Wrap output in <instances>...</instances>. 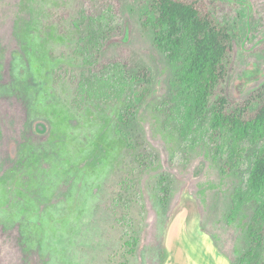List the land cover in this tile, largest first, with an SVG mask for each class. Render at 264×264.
<instances>
[{"label": "rangeland", "instance_id": "1", "mask_svg": "<svg viewBox=\"0 0 264 264\" xmlns=\"http://www.w3.org/2000/svg\"><path fill=\"white\" fill-rule=\"evenodd\" d=\"M90 1L0 0V264H165L176 224L206 264H233L256 206L232 224L227 215L259 144L247 145L242 169L224 173L207 145L181 142L162 110L176 68L137 0L111 1L116 35L128 22L129 36L98 56L102 64L130 48L154 74L153 93L117 132L125 100L77 92L88 65L75 21L105 0ZM220 18L240 28L226 94L246 103L264 86V0H229Z\"/></svg>", "mask_w": 264, "mask_h": 264}, {"label": "trees", "instance_id": "2", "mask_svg": "<svg viewBox=\"0 0 264 264\" xmlns=\"http://www.w3.org/2000/svg\"><path fill=\"white\" fill-rule=\"evenodd\" d=\"M111 1L117 0L103 1L98 13L82 9L75 21L78 29H85L79 52L88 65L76 82L77 92L84 99L125 100L117 129L122 133L123 125L136 117L153 93L154 74L130 48H123V57L117 60L99 61L107 43L129 36L128 22L123 35H116ZM228 1L137 0L136 8L144 28L153 32L156 46L176 68L162 110L166 124L176 127L181 142L190 148L207 145L223 162L224 173L242 169L247 145L259 144L245 183L232 194L227 221L234 223L246 206H256L245 244L233 264H264V86L246 103L231 102L227 97L234 39L240 35L239 27L232 28L220 18ZM161 187L166 207L171 191L167 178L162 177ZM167 254L164 249L162 260Z\"/></svg>", "mask_w": 264, "mask_h": 264}, {"label": "water", "instance_id": "3", "mask_svg": "<svg viewBox=\"0 0 264 264\" xmlns=\"http://www.w3.org/2000/svg\"><path fill=\"white\" fill-rule=\"evenodd\" d=\"M37 130L41 133H46L48 132V126L45 122L39 121ZM193 247L186 239L181 225L176 224L169 233V254L165 264H206Z\"/></svg>", "mask_w": 264, "mask_h": 264}, {"label": "bare ground", "instance_id": "4", "mask_svg": "<svg viewBox=\"0 0 264 264\" xmlns=\"http://www.w3.org/2000/svg\"><path fill=\"white\" fill-rule=\"evenodd\" d=\"M193 249H194L195 251H197L194 247H193Z\"/></svg>", "mask_w": 264, "mask_h": 264}]
</instances>
